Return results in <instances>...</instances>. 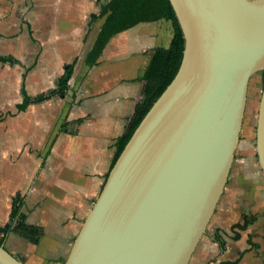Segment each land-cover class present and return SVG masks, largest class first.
Listing matches in <instances>:
<instances>
[{"label": "crops", "instance_id": "crops-1", "mask_svg": "<svg viewBox=\"0 0 264 264\" xmlns=\"http://www.w3.org/2000/svg\"><path fill=\"white\" fill-rule=\"evenodd\" d=\"M101 3L0 0V55L19 61H0V227L20 197L25 222L41 234L32 241L10 232L4 245L26 264H65L112 168L147 49L158 43L160 32L149 29L157 21L141 22L114 35L88 64L93 37H85ZM74 61L63 97L19 108L22 83L31 96L54 89ZM246 135L188 264H264V173L251 127Z\"/></svg>", "mask_w": 264, "mask_h": 264}, {"label": "water", "instance_id": "water-1", "mask_svg": "<svg viewBox=\"0 0 264 264\" xmlns=\"http://www.w3.org/2000/svg\"><path fill=\"white\" fill-rule=\"evenodd\" d=\"M180 68L119 158L65 264H188L224 191L251 75L264 70V0H170ZM256 152L264 173V87ZM0 264H26L0 244Z\"/></svg>", "mask_w": 264, "mask_h": 264}, {"label": "trees", "instance_id": "trees-1", "mask_svg": "<svg viewBox=\"0 0 264 264\" xmlns=\"http://www.w3.org/2000/svg\"><path fill=\"white\" fill-rule=\"evenodd\" d=\"M101 18H104V21L93 39L92 47L86 58V62L90 65L97 63L110 39L119 32L141 22H154L162 19L169 21L171 25L169 42L167 45L157 46L152 50L149 63L140 77L141 86L132 112L128 117L124 132L116 140L113 167L143 118L176 76L183 59L185 38L170 0H109L101 5L99 13L92 14L91 22ZM0 61L19 63L14 57L2 55H0ZM74 65L75 61L66 64L56 88L37 95H29L22 83L23 102L19 108L24 109L31 103H41L54 96L63 97L70 86ZM21 204L22 200L17 196L13 201L10 221L0 227L5 232V237L0 238V244H5V239L10 232H17L32 241H37V237L41 234L37 227L25 222V217L20 213Z\"/></svg>", "mask_w": 264, "mask_h": 264}, {"label": "rangeland", "instance_id": "rangeland-1", "mask_svg": "<svg viewBox=\"0 0 264 264\" xmlns=\"http://www.w3.org/2000/svg\"><path fill=\"white\" fill-rule=\"evenodd\" d=\"M108 1L109 0H102V3L100 4V8L102 4ZM100 8L98 10V13L100 11ZM103 21H104V18L98 19L95 22L90 21V30L87 31L86 37H85L86 42L90 40L92 37L94 39L99 29V26L102 24ZM149 29L152 31L156 30L157 32H160V36L158 39V43L156 44V47L167 45V43L169 42L171 38V25L169 21H166L164 19L159 20L153 23L149 27ZM154 48H148L146 55H148V52L151 55L152 50ZM263 87H264V70H260V71L253 73L249 79L248 91H247V101H246V108H245V115H244L245 118H244V122L242 125V130L240 133V140H239V143L236 149V152H238L239 158H240V155H242L241 147L243 143L247 140L246 130L248 129V127H251L252 138L254 142L256 141V126H257V118H258V109L260 105V99H261Z\"/></svg>", "mask_w": 264, "mask_h": 264}, {"label": "built area", "instance_id": "built-area-1", "mask_svg": "<svg viewBox=\"0 0 264 264\" xmlns=\"http://www.w3.org/2000/svg\"><path fill=\"white\" fill-rule=\"evenodd\" d=\"M2 237H5V232L2 229H0V238Z\"/></svg>", "mask_w": 264, "mask_h": 264}, {"label": "flooded vegetation", "instance_id": "flooded-vegetation-1", "mask_svg": "<svg viewBox=\"0 0 264 264\" xmlns=\"http://www.w3.org/2000/svg\"><path fill=\"white\" fill-rule=\"evenodd\" d=\"M245 118V117H244ZM243 122H244V119H243Z\"/></svg>", "mask_w": 264, "mask_h": 264}]
</instances>
